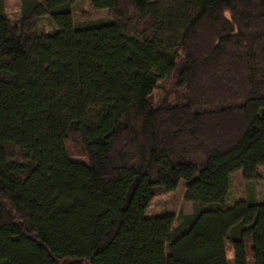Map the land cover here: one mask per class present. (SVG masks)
<instances>
[{
  "label": "trees",
  "instance_id": "16d2710c",
  "mask_svg": "<svg viewBox=\"0 0 264 264\" xmlns=\"http://www.w3.org/2000/svg\"><path fill=\"white\" fill-rule=\"evenodd\" d=\"M77 1H0V264H264V0Z\"/></svg>",
  "mask_w": 264,
  "mask_h": 264
},
{
  "label": "rangeland",
  "instance_id": "374dc122",
  "mask_svg": "<svg viewBox=\"0 0 264 264\" xmlns=\"http://www.w3.org/2000/svg\"><path fill=\"white\" fill-rule=\"evenodd\" d=\"M2 2L3 12L7 18L16 22L20 18V0H0ZM72 15L75 22H89L95 20H107L110 18V12L107 9H93L90 5V0H79L72 5ZM51 24L47 18H41L37 21V29L45 31L51 30ZM167 83H165L166 85ZM162 91H155L152 95L154 103L160 102L162 99ZM175 94L169 96V100ZM71 155L83 158L81 149L74 143L67 145ZM259 178L251 183H247L242 178L241 171H236L231 178L230 188L227 194L226 203H232L235 200L243 199L252 191L258 201H264V165L258 168ZM163 211L178 215L181 213H190L192 211V204L184 198V183L180 181L177 188L171 192L158 193L149 203L145 214L154 216ZM251 244H247V254L251 256ZM226 255L228 263L232 264V250L227 247Z\"/></svg>",
  "mask_w": 264,
  "mask_h": 264
}]
</instances>
